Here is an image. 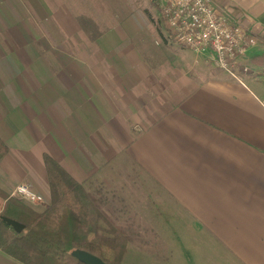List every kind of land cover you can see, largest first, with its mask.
I'll list each match as a JSON object with an SVG mask.
<instances>
[{"label":"crops","instance_id":"crops-1","mask_svg":"<svg viewBox=\"0 0 264 264\" xmlns=\"http://www.w3.org/2000/svg\"><path fill=\"white\" fill-rule=\"evenodd\" d=\"M210 1L258 37L237 77L169 37L161 0H0L1 192L48 204L47 155L121 264H264V0Z\"/></svg>","mask_w":264,"mask_h":264},{"label":"trees","instance_id":"trees-1","mask_svg":"<svg viewBox=\"0 0 264 264\" xmlns=\"http://www.w3.org/2000/svg\"><path fill=\"white\" fill-rule=\"evenodd\" d=\"M6 147L0 140V161ZM49 204L37 213L0 190V216L23 225L17 233L0 218V251L22 264H83L71 256L79 249L107 264H121L126 236L52 158L43 155Z\"/></svg>","mask_w":264,"mask_h":264},{"label":"built area","instance_id":"built-area-1","mask_svg":"<svg viewBox=\"0 0 264 264\" xmlns=\"http://www.w3.org/2000/svg\"><path fill=\"white\" fill-rule=\"evenodd\" d=\"M160 15L169 37L195 54L204 55L213 70L237 77L247 72L242 62L258 37L227 8L210 0H161ZM9 197L30 204H42L44 198L28 183H19Z\"/></svg>","mask_w":264,"mask_h":264},{"label":"water","instance_id":"water-1","mask_svg":"<svg viewBox=\"0 0 264 264\" xmlns=\"http://www.w3.org/2000/svg\"><path fill=\"white\" fill-rule=\"evenodd\" d=\"M0 218L17 233H19L23 229V225L18 223L17 221L3 216H0ZM70 254L72 257L83 264H107L98 257L79 249L72 250Z\"/></svg>","mask_w":264,"mask_h":264},{"label":"rangeland","instance_id":"rangeland-1","mask_svg":"<svg viewBox=\"0 0 264 264\" xmlns=\"http://www.w3.org/2000/svg\"><path fill=\"white\" fill-rule=\"evenodd\" d=\"M153 11H154V13H156L157 12V9L154 7L153 8ZM159 24H161V23H159ZM161 28H163L162 27V24H161V26H160ZM16 200V199H15ZM17 201H19V200H17ZM20 203H22L23 205H25V206H27L28 208H30L31 210H33V211H35V212H37L36 210H34V207H40V209L42 210V211H44L45 209H46V207L48 206V204L46 203V201L44 200V203H42V204H30V203H26V201H19ZM0 210H1V208H0ZM41 212V211H40ZM40 212H37V213H40Z\"/></svg>","mask_w":264,"mask_h":264}]
</instances>
